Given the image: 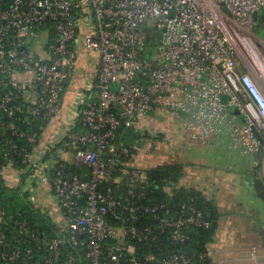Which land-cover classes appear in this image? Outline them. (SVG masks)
I'll list each match as a JSON object with an SVG mask.
<instances>
[{
    "label": "built area",
    "instance_id": "obj_1",
    "mask_svg": "<svg viewBox=\"0 0 264 264\" xmlns=\"http://www.w3.org/2000/svg\"><path fill=\"white\" fill-rule=\"evenodd\" d=\"M256 28L264 30V0H0V184L54 225L46 236L16 221L12 233L0 209V264L211 258L162 245H183L189 228L210 222L191 206L147 202V171L164 163L141 151L145 142L229 139L232 149L255 153L254 132L264 140ZM152 35L158 43L148 50ZM118 131L136 137L118 144Z\"/></svg>",
    "mask_w": 264,
    "mask_h": 264
},
{
    "label": "crops",
    "instance_id": "obj_2",
    "mask_svg": "<svg viewBox=\"0 0 264 264\" xmlns=\"http://www.w3.org/2000/svg\"><path fill=\"white\" fill-rule=\"evenodd\" d=\"M74 94L75 84H70L65 105ZM50 131L42 138L48 139ZM187 147L202 149L203 154L194 162L182 160L187 176H182L179 185L201 191L214 207L216 230L208 249L212 264H264V205L253 190L254 153L232 149L229 139Z\"/></svg>",
    "mask_w": 264,
    "mask_h": 264
},
{
    "label": "trees",
    "instance_id": "obj_3",
    "mask_svg": "<svg viewBox=\"0 0 264 264\" xmlns=\"http://www.w3.org/2000/svg\"><path fill=\"white\" fill-rule=\"evenodd\" d=\"M255 34L261 35L260 30H254ZM3 137L12 138L10 132L5 131ZM136 137L133 133H125L122 135L121 131L116 133V143L123 145H130L132 140ZM13 141L21 147H26L29 150L32 146L26 142L12 138ZM3 142L0 141V162L1 149ZM13 161L16 166H19L20 158L13 156ZM184 164L181 162L159 165L156 168L147 171L148 182L151 186L147 190V202L157 200L164 202L171 209H176L181 204L191 206L201 211L210 222L208 228L191 227L186 232V238L183 245L168 244L164 239L163 246L168 247L169 250L177 247H182L187 257L197 259L199 254L206 253L209 249L216 230L217 215L212 203L203 195L201 191L184 188L179 185V180L184 174ZM71 171L79 173V169L72 167ZM150 190V191H149ZM0 209L6 212V224L2 228H8V231L14 233V223L16 221H25L29 229H35L42 235H50L54 230V225L49 217H46L26 200V196L19 192V190L10 191L0 184ZM202 264H212L210 258Z\"/></svg>",
    "mask_w": 264,
    "mask_h": 264
},
{
    "label": "rangeland",
    "instance_id": "obj_4",
    "mask_svg": "<svg viewBox=\"0 0 264 264\" xmlns=\"http://www.w3.org/2000/svg\"><path fill=\"white\" fill-rule=\"evenodd\" d=\"M262 19L261 13H259L258 17V24H260ZM260 37L264 39V30L260 32ZM158 38L154 37L152 35L147 43L148 50H152L154 45H157ZM175 140V139H173ZM170 142V141H169ZM202 149H189L186 145L181 144L180 141L177 142H171L169 144H166L164 147H159L157 142H145L144 148L142 149V153H145V157L149 159L150 162L152 161H158L160 163H176L181 162L182 160L185 161H192L194 162L196 160V157L199 155H202L203 152ZM199 167V166H198ZM185 169V166H184ZM184 176H187V173ZM182 179V178H181ZM47 195H50L48 192L44 197L45 199L42 201V204L45 206L47 202Z\"/></svg>",
    "mask_w": 264,
    "mask_h": 264
},
{
    "label": "water",
    "instance_id": "obj_5",
    "mask_svg": "<svg viewBox=\"0 0 264 264\" xmlns=\"http://www.w3.org/2000/svg\"><path fill=\"white\" fill-rule=\"evenodd\" d=\"M253 17L256 20L257 13H254ZM254 134L259 142V145L254 153V166L256 171L255 173L256 177L253 181V190L257 198L264 205V177L260 173V161H261L262 151L264 148V140L256 132H254Z\"/></svg>",
    "mask_w": 264,
    "mask_h": 264
}]
</instances>
